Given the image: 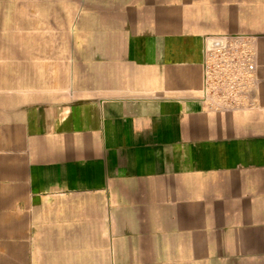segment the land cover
<instances>
[{
  "label": "crops",
  "instance_id": "1",
  "mask_svg": "<svg viewBox=\"0 0 264 264\" xmlns=\"http://www.w3.org/2000/svg\"><path fill=\"white\" fill-rule=\"evenodd\" d=\"M2 2L0 264H264V0ZM226 34L256 103L210 112Z\"/></svg>",
  "mask_w": 264,
  "mask_h": 264
},
{
  "label": "built area",
  "instance_id": "2",
  "mask_svg": "<svg viewBox=\"0 0 264 264\" xmlns=\"http://www.w3.org/2000/svg\"><path fill=\"white\" fill-rule=\"evenodd\" d=\"M255 40L245 34L208 37L204 41L202 90L198 101L203 110L228 112L255 106L257 88Z\"/></svg>",
  "mask_w": 264,
  "mask_h": 264
},
{
  "label": "rangeland",
  "instance_id": "3",
  "mask_svg": "<svg viewBox=\"0 0 264 264\" xmlns=\"http://www.w3.org/2000/svg\"><path fill=\"white\" fill-rule=\"evenodd\" d=\"M3 0H0V53H1V50L3 49L4 46H6L7 44H9L8 42H5V41H2V35L4 34H7V33H4V27L1 25L3 23V17L4 16V9H3ZM6 11V10H5ZM7 13L10 12V10L8 9L6 11ZM5 12V13H6ZM3 30V31H2ZM3 64H6L5 61L2 60V58L0 57V85L1 83H6V82H11V73H6L5 72V69L6 68H3ZM2 92L0 91V94Z\"/></svg>",
  "mask_w": 264,
  "mask_h": 264
}]
</instances>
